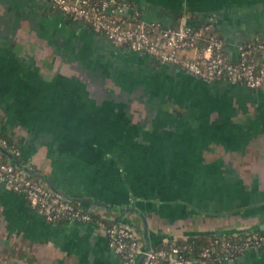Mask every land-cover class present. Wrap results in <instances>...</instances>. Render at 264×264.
<instances>
[{
    "label": "crops",
    "instance_id": "obj_1",
    "mask_svg": "<svg viewBox=\"0 0 264 264\" xmlns=\"http://www.w3.org/2000/svg\"><path fill=\"white\" fill-rule=\"evenodd\" d=\"M124 1L166 26L212 21L231 59L264 38V0ZM0 131L20 163L145 246L264 229V86L204 80L50 0H0ZM118 261L97 222L50 221L0 183V264ZM194 264H264V246Z\"/></svg>",
    "mask_w": 264,
    "mask_h": 264
},
{
    "label": "built area",
    "instance_id": "obj_2",
    "mask_svg": "<svg viewBox=\"0 0 264 264\" xmlns=\"http://www.w3.org/2000/svg\"><path fill=\"white\" fill-rule=\"evenodd\" d=\"M53 6L74 19L88 23L93 30L103 33L119 45L137 51H145L159 61L176 64L204 80L225 79L242 83L248 88L264 86V38L256 42L246 41L240 46L236 59H231L224 48V41L215 34L208 37L199 57L185 53L195 48L202 37L200 30L194 28L188 16L183 17L176 26H166L159 21H134L136 9L129 2L120 0H50ZM122 15L114 17L113 14ZM213 30L215 25L209 21L205 26ZM253 53L252 55L250 53ZM0 147L19 154V147L4 136H0ZM13 162L0 157V183L7 188L23 193L30 206L41 211L50 221L61 219L95 221L103 227L108 245L119 257L118 264H137L144 254L142 264H194L199 261H221L230 259L247 249L264 246V232L257 230L239 234L232 239L226 234H215L214 243L199 249L170 243L166 247L145 245L126 222L94 218L92 211L81 203H74L54 191L46 182L32 177Z\"/></svg>",
    "mask_w": 264,
    "mask_h": 264
},
{
    "label": "trees",
    "instance_id": "obj_3",
    "mask_svg": "<svg viewBox=\"0 0 264 264\" xmlns=\"http://www.w3.org/2000/svg\"><path fill=\"white\" fill-rule=\"evenodd\" d=\"M93 1H100V0H93ZM120 1H124V0H120ZM130 2V1H129ZM131 3V2H130ZM132 4V3H131ZM54 8H57L55 6H53ZM136 9V16L134 18V21H136L137 19H140L142 18V14H141V10L139 8H135ZM114 17H121L122 15H119V14H113ZM208 22H205V23H202V24H198V23H195L193 22V26L195 29L197 30H200V35L198 37H202L198 43L196 44V47L195 48H188L186 50H184L185 53H190L191 55H196L197 57H199L200 55V51H201V48L203 47V45L207 42V39L208 37H211V35L215 34L216 36L218 37H222L221 36V33L218 31L217 28H214L213 30L211 29H207L205 26L207 25ZM176 26V25H174ZM259 39H252L251 41L252 42H256L258 41ZM251 55L253 54L252 52L250 53ZM0 136H4L6 137L8 140L12 141L9 136L5 133H3L2 131H0ZM0 157H1V160L3 161H10V159L8 158V156L1 150V147H0ZM16 157L19 158V155L16 154ZM20 159V158H19ZM33 178L35 179H38L40 181H43V179L39 178V177H36V176H32ZM74 203H77L79 204L80 202L78 201H75L73 200ZM92 214L94 216V218L96 219H103L101 218V215L99 213H96V212H93L92 211ZM62 220H67V219H61ZM105 221L107 222H111L110 220H106ZM257 231L259 232H264V229H258ZM228 235L229 237H231L232 239H238L239 237V234H235V233H231V234H226ZM214 239H215V234H200L198 236L195 237L194 240L192 241H189V240H186V239H183V238H176V239H169L165 242H162L161 244L157 245L156 247H166L168 245H170V243H175V244H178L180 246H191L193 245L194 247H196L197 249L205 246V245H211L214 243Z\"/></svg>",
    "mask_w": 264,
    "mask_h": 264
},
{
    "label": "water",
    "instance_id": "obj_4",
    "mask_svg": "<svg viewBox=\"0 0 264 264\" xmlns=\"http://www.w3.org/2000/svg\"><path fill=\"white\" fill-rule=\"evenodd\" d=\"M1 150L9 157V159L11 160V162H13L15 165H17L19 168L23 169L24 171L28 172L30 175L42 178L46 181V183L57 193L62 194L63 196H65L66 198L70 199V200H79L81 199L80 197H73L68 195L67 193H65L63 190L57 188L47 177H45V175L43 173H40L36 170H34L31 166L29 165H25L23 163H20L17 158L16 155L13 151L5 148V147H1ZM264 227V225H263ZM151 248V246H149L148 244L145 246V250H149ZM145 255L142 254L139 259L137 264H142L143 260H144Z\"/></svg>",
    "mask_w": 264,
    "mask_h": 264
},
{
    "label": "rangeland",
    "instance_id": "obj_5",
    "mask_svg": "<svg viewBox=\"0 0 264 264\" xmlns=\"http://www.w3.org/2000/svg\"><path fill=\"white\" fill-rule=\"evenodd\" d=\"M101 215V218H103V220H110V221H114V219H111V218H109V217H105L106 215H104V213H101L100 214ZM126 224H127V226H129L131 229H133V231L137 234V236L139 237V239L141 240V234L139 233V232H137V230H136V228L133 226V224L132 223H128V222H126Z\"/></svg>",
    "mask_w": 264,
    "mask_h": 264
}]
</instances>
